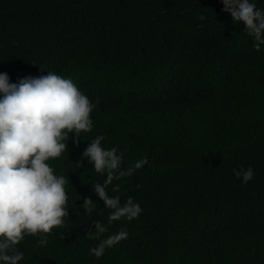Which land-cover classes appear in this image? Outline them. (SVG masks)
Instances as JSON below:
<instances>
[{"label":"trees","instance_id":"16d2710c","mask_svg":"<svg viewBox=\"0 0 264 264\" xmlns=\"http://www.w3.org/2000/svg\"><path fill=\"white\" fill-rule=\"evenodd\" d=\"M244 30L221 0H0V73L54 72L95 103L92 130L50 161L68 180L65 225L45 246L26 237L21 264H264V47ZM98 135L122 168L148 160L108 188L138 219L108 224L92 191L106 176L81 157ZM96 221L100 239L128 233L100 259Z\"/></svg>","mask_w":264,"mask_h":264},{"label":"clouds","instance_id":"9594fccd","mask_svg":"<svg viewBox=\"0 0 264 264\" xmlns=\"http://www.w3.org/2000/svg\"><path fill=\"white\" fill-rule=\"evenodd\" d=\"M223 11L229 13L234 25H245L244 32L253 47H264V7L255 0H221ZM203 21V15L198 17ZM43 71V70H42ZM95 109L86 95L81 93L70 78L54 72L39 77H25L10 83L6 73H0V264H21L24 253L17 247L26 237H39L45 246L47 235L63 227L68 218L66 184L63 175L56 174L50 161L67 152L70 134L80 138L81 133L93 128L91 113ZM98 135L84 150L82 159L93 165L96 173L106 179L93 184L92 191L108 210L107 222L138 219L143 209L129 197L123 204L120 196H108L114 180L132 176L143 168L146 157L122 168L123 154L116 147L106 148ZM237 179L248 184L254 179V170L234 171ZM117 189H113L116 191ZM97 204L85 199L83 210L91 214ZM107 227L96 221L90 238L99 243L89 249L97 259L128 238L120 231L100 239ZM94 233V235H93Z\"/></svg>","mask_w":264,"mask_h":264}]
</instances>
